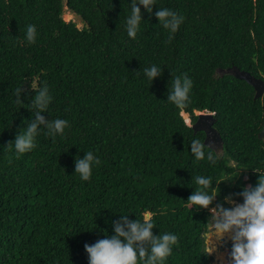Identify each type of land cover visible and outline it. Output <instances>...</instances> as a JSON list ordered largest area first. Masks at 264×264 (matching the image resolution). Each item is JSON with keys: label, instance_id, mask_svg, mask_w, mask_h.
Masks as SVG:
<instances>
[{"label": "trees", "instance_id": "trees-1", "mask_svg": "<svg viewBox=\"0 0 264 264\" xmlns=\"http://www.w3.org/2000/svg\"><path fill=\"white\" fill-rule=\"evenodd\" d=\"M131 3L0 0V264H89L85 244L115 235L122 215L178 237L163 264L213 263L212 214L188 202L200 187L195 177L212 179V207L231 209L225 197L243 204L236 194L256 186L255 170L264 173V101L246 81L219 72L236 68L264 81V0H155L151 14L138 5L135 39L126 25ZM65 7L82 28L64 20ZM159 8L184 18L176 33L159 24ZM153 65L160 76L152 81L143 69ZM185 75L193 87L181 110L167 99L172 80ZM31 85L48 87L45 120L68 126L55 137L41 126L36 147L17 154L7 146L38 111ZM206 111L215 113L224 153L205 145L197 160L191 142L204 144L206 135L184 117L194 123ZM89 151L100 164L84 181L75 161ZM221 241H211L217 260ZM224 247L231 254L232 244Z\"/></svg>", "mask_w": 264, "mask_h": 264}, {"label": "clouds", "instance_id": "clouds-1", "mask_svg": "<svg viewBox=\"0 0 264 264\" xmlns=\"http://www.w3.org/2000/svg\"><path fill=\"white\" fill-rule=\"evenodd\" d=\"M138 5H143L151 14L155 0H132L131 14L127 18L126 25L128 35L133 39L137 36L142 20L141 8ZM155 15L159 24L173 34L179 30L184 19L167 8H159ZM35 32L34 26L27 27L26 35L30 43L35 41ZM143 71L152 81L160 76V70L155 65L144 68ZM192 87L193 82L187 75L183 79L174 78L167 100L175 104L177 108L185 109L190 102L189 93ZM31 89L36 92L31 103L38 111L34 113L35 118L31 120L26 130L19 131L14 142H10L7 146L14 145L17 154H24L36 147L35 137L41 126H44L48 134L53 137L57 133L63 135L68 126L66 120L46 121L41 115L51 101L48 87L44 85L36 90L31 85ZM23 91L24 88L16 89L18 103L23 102L21 100ZM190 148L197 160L205 159V144L200 140H192ZM207 160L215 163L216 157L211 151L207 153ZM93 164L99 165L100 160L91 151L85 152L82 159L76 158L75 173L79 174L82 180L88 181L92 175ZM255 171L259 173L256 186L244 187L242 192L236 194L243 197V204H237L231 195L225 197V202L234 205L231 209H226L223 204L212 207L217 195L209 194L208 190L213 188L210 177L196 176L195 183L200 187L188 198L191 205L210 211L212 235L217 240H223L225 236L231 237L232 264H264V173ZM153 229L154 225L148 218L141 222L139 219L133 221L128 215H122L121 220L114 224L115 235L99 239L94 245L85 244L84 247L89 254V264H141V262L142 264H163V261L171 255L172 246L178 244V237L170 233L157 236L154 235ZM208 252L211 255L214 247H210Z\"/></svg>", "mask_w": 264, "mask_h": 264}, {"label": "water", "instance_id": "water-1", "mask_svg": "<svg viewBox=\"0 0 264 264\" xmlns=\"http://www.w3.org/2000/svg\"><path fill=\"white\" fill-rule=\"evenodd\" d=\"M74 16H75V18L83 21L81 16H79L77 14H75ZM221 71H223V70H221ZM227 73L238 78V79H240V80H244L249 85H251L256 91L255 99H259L260 97L264 96V81L263 80L252 76L250 73L242 72L236 68H231L230 70H228ZM195 114L197 116V120L194 123H192V120H191L189 114H187L189 117V122L187 121V119L184 118L187 125L193 129L194 133L204 132L206 135L204 144L207 147L210 146L209 148L212 149L218 156L223 155V153H224V142H223V139H222L220 133L214 127V125L217 121V119L215 118V113H211L209 111H206V112H196ZM258 138L260 140L264 141V128L258 134ZM228 242L230 243V240L229 241H227L225 239L222 240L223 244H227ZM232 244H233V242H232ZM225 258L227 259L229 264H232L230 253H227L225 255ZM210 264H213V263H210Z\"/></svg>", "mask_w": 264, "mask_h": 264}, {"label": "rangeland", "instance_id": "rangeland-1", "mask_svg": "<svg viewBox=\"0 0 264 264\" xmlns=\"http://www.w3.org/2000/svg\"><path fill=\"white\" fill-rule=\"evenodd\" d=\"M63 18H64V20H65L66 22L74 21V22L77 24V27H78V28H82V27L84 26L83 21H81V20L75 18L74 14H72L71 12H69L68 9H67V7H65V13H64V15H63ZM184 118H185V117H184ZM185 119H186V118H185ZM229 204H230L232 207H234V205H233L232 203H229ZM211 236H213V235H212V225H211L210 230H209V233H208V235H207V237H206V242H207V245L209 246V248L212 247V246H211L212 244H210V242H209V238H210ZM225 240H227V241L230 240V243L228 242L227 244H232V239H231V238H227V239H225ZM224 245H225V244H223L222 241L217 245V247H218V249H219V252H220L222 255L229 253V252H228V249H227L226 247H224ZM212 254H213V256H214L213 264H215V263H216V260H217V259H216V253L213 252ZM225 259H226V258H225ZM226 263L229 264V262L227 261V259H226Z\"/></svg>", "mask_w": 264, "mask_h": 264}, {"label": "bare ground", "instance_id": "bare-ground-1", "mask_svg": "<svg viewBox=\"0 0 264 264\" xmlns=\"http://www.w3.org/2000/svg\"><path fill=\"white\" fill-rule=\"evenodd\" d=\"M212 238H213V236H211L210 238H209V242H210V244H212L211 246H214L213 245V243H211V241H212ZM220 243V242H219ZM218 243V244H219ZM217 244V245H218ZM218 248V247H217ZM217 254L219 255V259L217 260L218 261V263L217 264H223V257L221 256V254H220V252H219V249H217Z\"/></svg>", "mask_w": 264, "mask_h": 264}, {"label": "flooded vegetation", "instance_id": "flooded-vegetation-1", "mask_svg": "<svg viewBox=\"0 0 264 264\" xmlns=\"http://www.w3.org/2000/svg\"><path fill=\"white\" fill-rule=\"evenodd\" d=\"M228 70H230V69H227V70H223V71H219L220 73H222V74H228L227 72H228ZM254 89V88H253ZM255 95H256V91H255V89H254V99H255ZM255 100H260V101H264V96H262V97H260L259 99H255ZM226 245V244H225ZM224 245V246H225Z\"/></svg>", "mask_w": 264, "mask_h": 264}]
</instances>
